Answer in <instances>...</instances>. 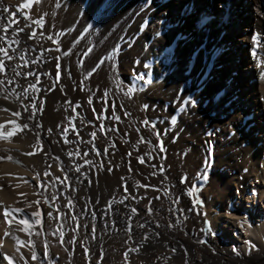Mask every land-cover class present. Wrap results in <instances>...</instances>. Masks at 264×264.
Here are the masks:
<instances>
[{"label":"bare ground","instance_id":"obj_1","mask_svg":"<svg viewBox=\"0 0 264 264\" xmlns=\"http://www.w3.org/2000/svg\"><path fill=\"white\" fill-rule=\"evenodd\" d=\"M22 3L29 6L17 11ZM158 32L163 34L157 37ZM0 37V139L13 137L12 124L4 129L12 101L27 107L22 96H32L41 81L45 99L41 119L24 116L34 134L25 133L24 145L4 140L0 158L29 153L43 137L50 149L37 162L44 169L60 164L52 149L61 136L91 145L111 161L116 173L111 205L127 224L171 220L166 212L148 211L139 183L150 176L164 190V211L182 213L191 224L181 233L198 244L189 264H214V259L264 264V222H240V232L229 221L235 214L229 205L238 197L256 193L264 198V0H0ZM166 48L171 57L161 56ZM55 67L61 70V91L51 87ZM185 97L196 105L178 111ZM75 104L89 125L73 117ZM77 123L83 126L81 138L70 132ZM77 158L79 178L84 166L81 155ZM152 163L156 175L148 167ZM10 164L0 168L12 171ZM51 181L67 190L64 178ZM73 186L80 193V186ZM197 189L208 205V221L214 224L211 213L217 209L215 221L226 222L221 229L236 245L217 250L209 244L214 232L206 229L194 198ZM8 230L0 264H36L32 247ZM158 252L143 256L151 260Z\"/></svg>","mask_w":264,"mask_h":264},{"label":"rangeland","instance_id":"obj_2","mask_svg":"<svg viewBox=\"0 0 264 264\" xmlns=\"http://www.w3.org/2000/svg\"><path fill=\"white\" fill-rule=\"evenodd\" d=\"M14 45L11 43L9 47H15ZM3 73L4 70L0 72V75ZM53 74V79L50 80V82L53 81L51 87H56L61 91L63 89L62 75L59 67H55ZM39 85L32 90V96H22L25 97L24 101L28 100L27 107H21V109L16 102H11L13 107L18 110L13 108L12 111H7V115L10 116H8L9 120H4V129L11 126L10 128L14 131L13 137L11 140H1V138L0 143H4L5 140V143L14 141L15 145H24L28 138L25 133L29 134L33 130L30 121L36 122L41 119L40 107L44 105L45 99H43L42 81ZM60 94L64 93L60 92ZM30 109L33 114L30 113ZM79 109L76 104L72 107L73 117L79 118L83 125H89L90 123L86 118H83ZM15 113H19V115H15ZM27 115L31 117L30 121L29 119L25 121L24 116ZM10 119L13 120L10 121ZM85 119L86 121H84ZM8 123L12 125L9 126ZM77 126H79L78 123L75 126L70 125V132L81 138L83 126ZM16 132L18 133L16 134ZM33 132L34 130L30 133V137L34 134ZM59 139L58 144L52 150L58 156H61V153L64 157L57 156L58 161L61 159L60 164L48 163L46 169L41 168L39 161L37 162V159L41 158V154L50 149L43 137L37 139L39 147L34 149L35 151H29V153L20 151L15 158H0V167L10 163L15 167L12 171L7 167L0 168V253L6 252L2 243L4 239L9 238L8 229H11L14 230L15 237L18 238L17 241L32 247L35 252L33 260H36V264H128L133 261L135 264H189L188 259H192L198 244L190 238L182 237L181 233L186 232L191 224H187V216H183L182 213L178 214L173 209L164 211L160 205L164 190L160 189L150 176L145 178L146 181L139 183V188L148 197L147 202L151 207V210L148 211L152 213L153 209L157 215H163L166 212L171 220L167 224H127L122 220V217L116 215L113 205H111L114 188L111 181H114L116 173L113 172L111 161L106 157V154L94 147L91 149V145V147H86L79 141H72L65 136H61ZM74 146L76 148L79 146L78 151L76 149L77 152ZM79 155H81L80 159L83 161L85 172L80 173L77 178L74 173L77 167L75 159L77 160ZM19 160L25 161L26 165L21 164ZM148 167L152 172L154 170L153 173L156 175L155 163ZM44 176H48L47 181L41 180V177ZM62 178L66 180L67 190L72 188L74 192H78L75 186L72 187V185H76L80 186V193L75 192L76 195H70L67 190L57 189L51 180L58 179L60 181ZM257 184L259 185L258 181ZM194 198L204 212L205 221L208 222L206 229L214 232L209 244L217 250H222L232 243L236 245L237 243L232 242L229 235L225 236L221 229L226 222L215 221L218 210L215 209L211 213L212 222H214L212 224L208 221L206 214L209 211L208 205L198 189L194 192ZM263 199H259V194L248 193L247 196H240L229 205V210L235 213L231 216L233 219L229 218V221L234 220L237 223V231L241 230L240 222H248V224L264 222ZM257 213L259 216H256ZM133 216L138 218V212H134ZM118 217L119 219H117ZM1 227L5 229L1 230ZM243 241L247 242L248 240ZM15 243L17 244L16 241ZM145 251L150 254L159 252L150 260L143 256ZM16 252L18 253V251ZM17 257L22 258L20 254ZM214 264L228 263L214 259Z\"/></svg>","mask_w":264,"mask_h":264},{"label":"snow or ice","instance_id":"obj_3","mask_svg":"<svg viewBox=\"0 0 264 264\" xmlns=\"http://www.w3.org/2000/svg\"><path fill=\"white\" fill-rule=\"evenodd\" d=\"M29 5L28 4H20L17 8V11H19L20 9L22 8H25V7H28ZM107 5H105L106 7ZM3 12L4 13H8L9 12V8L8 7H4L3 8ZM81 15H83V11L81 12ZM27 18V17H26ZM147 25V21L145 22V24L141 25V28L143 29L144 27H146ZM88 29L86 28L85 31H87ZM163 33L162 32H158L156 33L157 37H159L160 35H162ZM32 37L30 36L29 39H31ZM0 39H3V37H0ZM53 43H55V41H53ZM4 50L3 49H0V52H3ZM172 55V50L171 49H165L164 52L161 54L162 57H171ZM5 57L10 59V57H7L6 53H5ZM165 63L167 64L168 61L165 60ZM147 67V66H146ZM4 70V67H3V62L0 61V72H3ZM186 105H190L192 107H195L196 105V101L194 99H192L191 97H185L184 101L182 103H180L179 105V108H178V111H183L186 107ZM142 107H147V106H142ZM15 115H19V113H15ZM175 121V117H173V122ZM140 162H143V161H140ZM183 177L181 178V182H183ZM135 210H133L134 212ZM130 219V218H129ZM207 221H205V225H207ZM33 258H35V254L33 255ZM11 264V262H10Z\"/></svg>","mask_w":264,"mask_h":264}]
</instances>
